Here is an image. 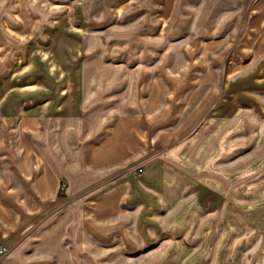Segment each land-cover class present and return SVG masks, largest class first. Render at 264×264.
Wrapping results in <instances>:
<instances>
[{
  "label": "crops",
  "instance_id": "crops-1",
  "mask_svg": "<svg viewBox=\"0 0 264 264\" xmlns=\"http://www.w3.org/2000/svg\"><path fill=\"white\" fill-rule=\"evenodd\" d=\"M0 264H264V0H0Z\"/></svg>",
  "mask_w": 264,
  "mask_h": 264
},
{
  "label": "built area",
  "instance_id": "built-area-1",
  "mask_svg": "<svg viewBox=\"0 0 264 264\" xmlns=\"http://www.w3.org/2000/svg\"><path fill=\"white\" fill-rule=\"evenodd\" d=\"M6 253H7V250L4 247L0 246V255L4 256L6 255Z\"/></svg>",
  "mask_w": 264,
  "mask_h": 264
}]
</instances>
